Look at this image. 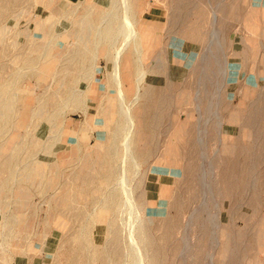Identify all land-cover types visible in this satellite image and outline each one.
Listing matches in <instances>:
<instances>
[{
    "label": "rangeland",
    "instance_id": "obj_1",
    "mask_svg": "<svg viewBox=\"0 0 264 264\" xmlns=\"http://www.w3.org/2000/svg\"><path fill=\"white\" fill-rule=\"evenodd\" d=\"M40 1L45 5L42 0L16 1L14 11L19 12L23 7L24 12L16 19L15 27L28 28L41 9ZM76 2L52 0L47 9L62 10V16L39 17L48 24L51 36L61 39L55 46L71 48L74 45L72 34L61 38L65 29L73 31L74 27L61 30L58 24L74 22L81 13L79 9L74 10ZM133 2L143 5L137 14L151 24L155 37L151 52H146V46L142 53L139 69L144 75L140 81L141 95L135 105L151 106L146 116L154 118L144 129L145 142L135 139L130 154L133 160L126 161L127 185L133 191L135 212L129 209L115 184L122 149L113 164L115 178L106 188L92 190L100 186L99 176L103 175L97 170L96 174L92 172L91 163L84 159L77 162L87 150L98 154L96 148L90 147L94 138L86 132L77 133L79 145L74 137L69 145L67 134L56 143L55 129L48 130L45 132L48 141L54 140L56 144L51 150L41 145L32 147L36 153L33 161L24 160L26 142L30 135H38L36 129L26 126L31 120L29 109L36 105L49 80L44 79L47 63L40 56L43 50L11 49L9 56L3 58L8 63L0 67V73L9 80H0V88H8L16 108L15 114H3L0 119V182L9 183L4 185L14 186L15 191L23 189L25 194H3L0 202H6L7 209L2 213L7 217L14 218L15 222H19L20 216L25 219L24 224L16 225H5L6 220H0V237H16L15 242L0 240L1 264H71L72 260L79 264H113L111 250L115 246L121 252L117 264H149V261L153 264H264V0ZM212 8L217 13L215 26ZM14 11H0V24L8 21L12 25L14 19L8 15ZM169 20L172 23L167 24ZM196 21L201 23L200 40L199 36L186 38L181 32L176 34L188 22ZM43 22H35L32 27L41 29ZM213 29L218 31L222 48L211 51L217 57L208 58L209 42L203 32ZM164 46L174 48L166 58L163 56L160 68L163 75L153 79L155 84L150 83L151 58L162 52ZM14 52L23 56L16 58ZM223 54L229 60L228 76L221 69ZM96 61L95 77L99 81L112 65L103 57ZM95 84L93 81L92 85ZM151 86L159 89L149 94ZM98 99L96 93L89 95L91 103ZM64 115L65 123L78 130L83 114L67 111ZM99 128L98 124L92 133L96 135ZM86 141L90 143L88 146ZM15 147L20 153L11 155ZM139 149L143 150L141 154ZM7 156L12 158L5 160ZM39 160H43L40 167L44 177L37 176L31 182L27 177L28 167ZM78 169L80 175L94 173L92 179L79 185L83 178L74 177ZM78 189L82 195L76 193ZM68 197L73 199L72 203ZM105 197L114 199L115 203L109 204L103 218L100 213L106 205ZM75 205H83L84 216L76 215ZM115 235L120 237L117 242ZM77 236L85 239L81 251ZM132 237L139 243L138 251L130 246ZM47 243L52 246L51 254L46 251ZM8 251L16 252L15 257L7 259ZM140 252L143 257L136 261L135 255Z\"/></svg>",
    "mask_w": 264,
    "mask_h": 264
},
{
    "label": "bare ground",
    "instance_id": "obj_2",
    "mask_svg": "<svg viewBox=\"0 0 264 264\" xmlns=\"http://www.w3.org/2000/svg\"><path fill=\"white\" fill-rule=\"evenodd\" d=\"M51 1L52 0H44L45 2L44 6L48 5ZM80 2L83 1L77 0L76 7L78 8L75 7L74 10L76 11L77 9H79L81 10V13L75 17L76 19L74 20V22L72 21L67 24L65 23L58 24L61 30L67 28L68 26L74 27L73 31L72 29L71 31H67V29H65L62 32L63 36L65 35L69 37L70 34H72V37L74 36V45L71 46V48L70 46L67 45L62 46L61 48L58 49L56 48L57 50L55 52L49 51V49H47L46 46L44 47V49H42L43 52L41 53L40 56L44 58L43 63L44 64L47 63L46 68L44 70L45 72H47V74H44L45 75L44 79L45 80L48 79L49 81L47 82L44 88L42 96L37 97L36 105L31 106L30 109L31 120L26 124V126L31 128L32 130L36 129L38 131V135L37 136H34V134L30 135V140L26 142V147L28 149L26 152H23V154L25 156H28L30 161H33L34 159L33 156L36 153L35 151L32 150V147H37L41 145L44 149L46 147L51 150V147L54 146L57 142H60L65 134H67L69 138L68 144L72 142V140L74 139L75 143L79 145V142H77L79 141L77 138V133L79 131H81L80 132L81 134L82 132H86L88 137L94 138V143L90 145V147L96 148L98 154H94L92 153V151L87 150L85 151V153H83L84 155H80L78 157L77 162H80V160L84 159L87 163H91L92 172L96 174L97 171H100L101 172L100 174L103 175V177L99 176L101 179V182L99 183L100 186H94L92 189L96 192L98 191L96 187L98 189L101 186L106 188L109 181H111V179L113 178V176L115 178V175L113 173H115L116 171L114 172L115 167H113V164L115 162V157L119 154L120 149H122L120 152L121 157L120 160L118 161L119 162L118 169H116L118 170V175L116 177L117 179L115 184L120 189V195H123L125 197V202L129 206V209L135 212L134 209L136 208V206L134 204L135 201L134 196H132L133 191L127 185L128 179L126 176V161L128 158L133 160V157L130 156V154L132 153V149H131L132 142H134L135 139L136 141L145 142L147 136L144 133V129L147 126H150L149 123L153 121L152 119L154 118V116L150 118L146 116L149 113V111L152 109L151 106L148 105L135 106L138 98L141 95L139 91L140 81L142 80L144 75V72L139 69L140 68L139 66H142V62H141L143 59L142 53L146 46L148 48L146 52L148 53L151 52V50L153 49L155 42V37L153 35L154 31L152 30L151 24L148 23L142 15L138 16L137 14L141 12L140 6L142 4L141 5L139 3L133 4L134 3L133 0H121V2L119 0H92V2H88V3L83 2L82 6H80ZM105 8L107 9L105 10ZM116 9H118L119 11L117 12ZM142 10H143V5H142ZM216 14H217L216 8H212L211 17H212V24H214V26L216 25L215 24ZM170 22H171L170 20L167 21V24H170ZM34 24L35 22L30 23V27L34 26ZM200 24H201L200 21H196L193 23L188 22L186 24V27L184 29L177 31L176 34L181 32L180 34H182L183 37L186 36V38L189 37L198 38L199 36V40H200V34L202 33L200 29ZM33 30H34L33 31L34 34L36 29L33 28ZM39 30H42V28ZM172 32L175 33L174 31ZM203 33L207 34L206 40L209 42V46L207 47L208 50L207 57L209 58L210 55H212L213 57H217V54H211V51L218 49V47L219 49L222 48V42H221V38L219 37L218 31L216 29H213L211 31H208V33L207 32H203ZM172 48L174 47L164 46L161 47L162 52H159L156 55L152 54L153 55V57L151 58L152 69L151 71L149 70V72H151L150 74L152 77L148 79L150 83L153 82L154 78L156 79V77H160L161 75H163V72H161L160 70L163 64L162 61L163 56L164 58H166L168 55V51L171 50ZM14 56L16 58H19L21 54L15 53ZM224 56L225 55L223 54L222 55L223 67L221 69L223 74L228 76V73L230 72V66L228 65L229 60L227 61L226 57ZM100 57H103L106 63L110 62L112 67L111 70H106L105 76L98 81L95 77L96 71L98 69V64L96 60L99 59ZM54 60L56 61V65L53 67ZM93 81H96L95 85H92ZM134 81L136 82L135 85H133ZM126 82L128 85L126 84ZM54 83H55L54 85L55 88L52 90L51 86ZM158 89L159 87L151 86L148 88V93L153 94V92H156V90ZM131 90H135L134 93H130ZM95 93L98 94L99 99L97 102L91 103L90 102L91 100L89 101V95ZM154 109L155 108L153 107V110ZM67 111H70L71 113L74 111H78L83 114V120L81 121L78 130H75L74 128L71 127V125L65 123L64 114ZM214 114H216V112ZM98 124L100 125L99 132L96 133L95 135L92 133V131L93 128L98 126ZM54 129H55L54 133L56 135H54L53 139H55L56 143L53 142L54 140L52 142H49L48 141L49 136L45 134L46 131L48 130L53 131ZM198 140L199 141L201 140L200 135H198ZM144 142L142 146L145 145ZM89 144L90 143L87 142L86 146H88ZM16 147H15V153L17 155L18 153H20V151L18 150L19 148ZM49 149H47V151ZM78 150H80V148H78ZM142 151H143L142 149H139L138 153L141 154ZM42 161L43 160H39L37 161V163L42 164ZM39 166L40 165H38L37 167L38 169ZM32 169L34 170V166L32 167ZM80 172L81 171L78 169L76 170L75 174L73 173L75 175L74 177L78 176L83 178V180L79 183V185H82L81 184L82 182L83 184H85L86 181L92 179L94 175V173L93 175L87 173L86 174L81 173L82 175L81 176L79 174ZM76 193L80 195L83 194L81 189H78ZM108 193L110 194V192ZM109 198L107 197L105 199L106 205L103 206L104 211L100 213V216L103 218H105L106 216L105 214H106V210H108L109 208V204L112 205L113 203H115L114 199L111 198L112 199L111 200ZM72 200L73 199L68 197L69 203H72ZM82 206L80 205L79 207L76 206L75 209L78 210L76 211L77 216L80 215L84 216L83 211L85 212V210H83ZM100 225H103V223H100ZM107 225L109 224L107 223ZM81 233L82 232H80V234ZM98 234L99 237L100 235H102L101 230H99ZM119 239L120 237H116L115 235L114 240H116L117 242L119 241ZM77 241H79L77 242L79 243L78 249L79 250L83 249L84 245L82 243L85 242V239L80 236L78 237ZM98 241L100 242L101 240L98 239ZM106 241L108 240L106 239ZM131 241L132 242L130 243V246L132 247V249L138 251L139 250L138 241L135 239V237H132ZM103 244L105 245V243ZM46 248H47L46 251L50 252L51 254L50 248H52V246L50 243H47ZM111 251L113 253L112 256L114 258L113 264H117L118 260L121 257L120 248H117L115 246L112 248ZM135 256H136V261H139V257L142 258L143 254L142 252H140V253H136ZM102 257L103 255L100 253L99 258L102 259ZM73 261L74 260L69 262L71 264H79L77 263V261L75 262ZM103 264L105 263L103 262ZM149 264H153V262L149 261Z\"/></svg>",
    "mask_w": 264,
    "mask_h": 264
},
{
    "label": "crops",
    "instance_id": "obj_3",
    "mask_svg": "<svg viewBox=\"0 0 264 264\" xmlns=\"http://www.w3.org/2000/svg\"><path fill=\"white\" fill-rule=\"evenodd\" d=\"M16 1L17 0H0V11H2V12L3 11H10V10L14 11L16 9V6H17ZM42 1H44V0H42ZM40 3H41V1H40ZM39 11L44 12V13H40ZM39 11L37 12V14L35 16H33L34 20L28 23L29 29L27 27L22 28V29L19 27H15L16 23L18 25V22H16V19L17 18L19 19L20 14L24 12L23 7L21 8V11H19V12L14 11L10 15H8V17H12L14 19V23L12 25H10L8 23V21L0 24V67L1 68H3L2 66H5L8 63L6 60L3 61V58H4V56H6V57L9 56V52L11 49H16L18 51H19V49L24 50L25 48L26 49H34V50H42L46 46L47 49H51L53 51H56L58 48L62 47L60 45L55 46V42H60L61 39L56 40L54 37H52L51 36L52 34L49 33V31L47 29L48 24H44L43 20L40 19L39 17L47 18L49 16V14H50V16L55 14L53 16L59 17V16H62L63 11L62 10H54V11L48 10L47 5L44 6L42 3H41V9ZM76 13L72 12V15L75 16L74 14H76ZM34 21L40 22V23L43 22V27H42V30L36 29V31L33 34L34 30H33V27H30V23H33ZM10 31H12V32L10 33ZM22 37L25 38L24 41L19 39ZM61 38L63 39V35L61 36ZM1 68H0V70H2ZM7 77H8L7 75H5V77H4V75L0 73V80L8 81L9 79H7ZM11 97L12 96L8 92V88H6V89L0 88V119H2L1 115H3V114H5V115L13 114V113L15 114V108H16L15 103L16 102L11 101L10 100ZM30 109H29V112H30ZM25 146H26V144H25ZM10 153H11V155H16L15 150L11 151ZM8 157L9 156H7L5 158V160L8 159ZM11 158L12 157H9V160ZM24 160L30 161L28 156H26ZM38 165H40L42 167L41 163L35 164L34 170L32 169V167H33L32 165L30 167H28L29 173L27 174V177L31 182L33 181V179L37 178V176H39L40 179L44 177V172L41 171L42 169L40 166H39V169L37 168ZM9 169H11V168H9ZM4 184H9V183L0 182V201H2L1 195H3V194H13L15 192L25 194V191L23 189H18V191H15L14 186L10 187L9 185H4ZM38 184H41V181H38ZM3 201H4V199H3ZM3 209H7L6 202L5 203L0 202V220H6L5 222H3V223H5V225L6 224L7 225H16V224H21V223L24 224V222L22 220H24L25 218L23 216H20V219H18L19 222H15L14 218H12V217L9 218L6 216L7 214H5L4 212L2 213ZM0 225H2V223ZM5 239H7L9 242L10 241L11 242L16 241V237H0V240H5ZM15 255H16V252L8 251L7 259H9L10 257L14 258ZM0 264H1V262H0Z\"/></svg>",
    "mask_w": 264,
    "mask_h": 264
}]
</instances>
